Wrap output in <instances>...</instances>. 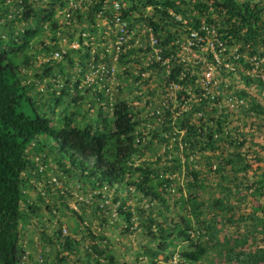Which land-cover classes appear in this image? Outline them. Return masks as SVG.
<instances>
[{
	"label": "rangeland",
	"instance_id": "obj_1",
	"mask_svg": "<svg viewBox=\"0 0 264 264\" xmlns=\"http://www.w3.org/2000/svg\"><path fill=\"white\" fill-rule=\"evenodd\" d=\"M248 1L264 23V0ZM117 2L128 22L120 47L112 19ZM175 2L170 18L145 0L1 3L0 41L25 44L19 60L22 54L28 59L20 71L35 106L46 110L53 125L72 111L75 124L100 131L102 118L110 122L114 104L123 101L132 115L138 149L128 162L130 172L118 183L100 187L99 177L85 180L82 168L68 161L59 167L52 153L36 150L34 143V166L24 194L41 208L40 215H30L21 224L19 264H95L96 256L101 264H109V255L115 260L111 264H262L264 42H244L243 30L237 35L227 32L231 22L211 0ZM199 24L208 27L202 32L203 57H208L207 40L218 38L225 48L216 72L220 86L208 99L199 94L200 69L183 73L185 67L171 58L187 54L186 67L194 64L189 52L174 50L173 40L184 37L187 26ZM154 39L162 48L158 54ZM84 159L94 163L90 156ZM171 160L178 161L179 169L164 172ZM38 165L43 166L40 172ZM138 165L151 166L161 178L168 176L160 189L167 204L145 198L128 183L139 178L134 170ZM122 200L131 209L128 219L116 210ZM22 202L27 209L29 199ZM148 216L162 222L163 229L188 222L189 240H177L165 253L153 255L159 230ZM66 237L77 241L74 252L62 247ZM93 242L102 256L91 253ZM194 245L205 249L198 260L181 257V250Z\"/></svg>",
	"mask_w": 264,
	"mask_h": 264
},
{
	"label": "trees",
	"instance_id": "obj_2",
	"mask_svg": "<svg viewBox=\"0 0 264 264\" xmlns=\"http://www.w3.org/2000/svg\"><path fill=\"white\" fill-rule=\"evenodd\" d=\"M4 1L0 0V9ZM175 1L145 0V4L170 18V11L177 6ZM211 4L226 13L231 22L227 32L237 35L243 30L241 37L244 42H264V23H260L258 10L248 0H211ZM123 14L126 16L125 11ZM9 15L12 17L14 14ZM23 48L25 44L22 42L16 44L15 41H0V264H19L22 255L19 245L21 224H26L30 215H36L40 210V206L35 204H28L29 213L21 207L22 201L25 200L24 189L28 185V178L23 173L31 166L25 153L32 143H37L36 150L47 149V155L52 153L59 167L63 165L61 161H68L74 168H82L85 180L99 177L96 184L100 187L104 182L112 186L122 180L130 172V158L138 151L132 138V115L123 101L114 104L110 122L102 118L103 128L100 131L89 124L82 127L75 124L76 113L72 111L64 113L59 124L53 125L46 110L35 106L30 86L22 80L20 66L28 59L22 54V60H19V53ZM46 107L48 108V105ZM87 156L94 159L92 165L84 161ZM170 162L172 164H168V167L164 165V172L166 169L168 173L171 169H179L178 161ZM134 170L139 172V178L128 183L145 198L150 197L155 202L167 204L160 189L167 185L168 176L161 178L151 166L138 165ZM192 174L195 178L196 172ZM217 199V203H222V198ZM75 209L72 211L78 213ZM116 210L125 219L131 215L130 207L125 206L123 200L117 204ZM146 218L159 230L156 234L158 242L152 250L153 255L158 252L165 253L177 240H189L191 225L188 222L185 221L184 226L175 224L172 228L163 229L162 222L156 218ZM173 231L176 233L172 234ZM89 235L94 237L90 232ZM76 243V240L66 237L62 247L74 252ZM90 249L91 253L99 257L103 254L95 242L90 244ZM203 252V247L194 245L193 249L181 250L180 255L187 261H196ZM258 256L264 264V249L260 250ZM163 257L167 258L164 254ZM107 259L109 264L115 261L112 255ZM94 263L101 264L98 256L94 258ZM154 263L155 260L150 262Z\"/></svg>",
	"mask_w": 264,
	"mask_h": 264
},
{
	"label": "built area",
	"instance_id": "obj_3",
	"mask_svg": "<svg viewBox=\"0 0 264 264\" xmlns=\"http://www.w3.org/2000/svg\"><path fill=\"white\" fill-rule=\"evenodd\" d=\"M121 8L122 6H120L118 2L115 3V13L112 18L113 25L116 30L118 47H120L124 43L128 32V22L124 19V16H122ZM207 29L208 27L205 24H199L198 26H187L184 37L176 38L173 40L175 51L184 49L190 53V56L193 58L191 64L194 63L192 66L186 67V61L188 59V57L186 56L187 54H184V56H181L179 54L171 55V58L174 57L180 64H182V66L185 67L182 71L183 73L187 72L192 75L193 67L200 69V78L198 79L200 88L199 94L200 97L206 99L213 98L215 95L214 90L220 86V81L217 79L216 72L217 69L221 68L222 66L221 55L225 49L223 47V42L218 38H215L213 40L206 41V49L208 50L206 54L208 55V57H203L199 53V51L203 49L202 44L206 40V37L203 36L202 32L203 30ZM152 46L154 47L153 50L156 54L162 51V48L158 46V42L156 39L152 41ZM72 47H77V43L72 44ZM35 161L38 162V156L35 157ZM42 170L43 166L38 165L36 171L40 172ZM52 180L56 181V176H53Z\"/></svg>",
	"mask_w": 264,
	"mask_h": 264
},
{
	"label": "crops",
	"instance_id": "obj_4",
	"mask_svg": "<svg viewBox=\"0 0 264 264\" xmlns=\"http://www.w3.org/2000/svg\"><path fill=\"white\" fill-rule=\"evenodd\" d=\"M34 148V143H32L29 147H28V149L26 150V158L30 161V164H31V166L23 173V175L25 176V177H27V178H29V176H31V171H32V168H33V166H34V164H33V162H32V156H30L31 155V153L33 152V149ZM33 154V153H32ZM25 192V191H24ZM37 194V193H36ZM24 198L25 199H29V204L30 205H38L39 206V203L35 200V201H33V200H30V199H32L33 197L32 196H30V194L27 192L26 194H25V196H24ZM36 198H38V199H40L41 198V196L38 194V195H36ZM23 203V202H22ZM21 203V204H22ZM41 208V207H40ZM26 210V212H30V210H29V208H27V209H25ZM38 215H40V210H39V213L38 214H34L33 215V217L34 216H38Z\"/></svg>",
	"mask_w": 264,
	"mask_h": 264
}]
</instances>
